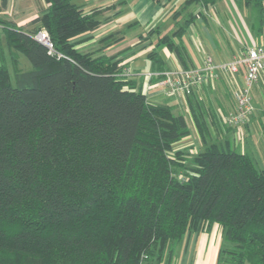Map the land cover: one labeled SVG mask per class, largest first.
<instances>
[{
    "label": "trees",
    "instance_id": "obj_1",
    "mask_svg": "<svg viewBox=\"0 0 264 264\" xmlns=\"http://www.w3.org/2000/svg\"><path fill=\"white\" fill-rule=\"evenodd\" d=\"M233 1L253 6L262 29L264 0ZM45 2L25 27L0 5V264H173L182 242L214 225L215 264H264V167L230 137L209 141L196 115L202 149L177 150L185 115L148 101L119 76L121 60L76 48L111 7ZM158 42L183 62L181 43Z\"/></svg>",
    "mask_w": 264,
    "mask_h": 264
},
{
    "label": "crops",
    "instance_id": "obj_2",
    "mask_svg": "<svg viewBox=\"0 0 264 264\" xmlns=\"http://www.w3.org/2000/svg\"><path fill=\"white\" fill-rule=\"evenodd\" d=\"M2 1L0 0V5ZM4 1L2 15L9 17L19 27H25L47 8L45 0ZM73 1L85 9L95 6L111 7L100 16V19L104 20L103 23L73 40L80 41L76 48L83 53L114 56L133 71L142 74L156 70L157 65L149 57L153 52L160 54V61L167 70L177 67H200L205 56H211L216 62H227L248 47L264 45V22L260 29L256 13L248 22L239 14L236 16L239 6L243 4L237 5L233 0H219L207 6L186 4V0ZM182 27L184 29L179 36L177 31ZM165 34L171 35L175 43L183 45L186 52L183 62L178 59L175 52L158 44L159 37ZM108 36L111 38L103 41ZM0 44L5 48L1 31ZM238 80L242 82V74L238 75ZM135 82L136 87L146 95L148 101L171 106L175 112L185 115L189 125V136L200 134L194 115L199 121L204 122L211 136L223 135L219 131L224 127L220 120L235 107L233 85L228 75H221L213 84L203 85L191 96L183 98L164 96L153 82L150 85L146 80ZM251 95H254L261 105L262 112L264 73L261 74L260 83L253 87ZM254 114L253 112L250 115L246 130L256 126L254 120L257 114ZM180 144L179 142L176 146L183 148L190 146ZM247 145L252 146V143L249 142ZM211 230L193 235L187 243L182 242L177 247L178 253L173 264H215L218 245L211 238Z\"/></svg>",
    "mask_w": 264,
    "mask_h": 264
},
{
    "label": "built area",
    "instance_id": "obj_3",
    "mask_svg": "<svg viewBox=\"0 0 264 264\" xmlns=\"http://www.w3.org/2000/svg\"><path fill=\"white\" fill-rule=\"evenodd\" d=\"M35 39L47 47L49 54L54 53L45 30L37 32ZM240 73L242 74L241 83L238 80ZM262 73H264V45L248 47L227 62H216L211 56H205L200 67H177L164 71L156 69L138 74L143 75L148 82L157 80L155 85L161 89L164 96L178 98L189 97L203 85L213 84L221 75H228L233 85L232 95L235 107L222 116V122L238 130L253 112L251 91L259 83ZM138 74H134L127 66L123 68L119 76L130 79L137 78Z\"/></svg>",
    "mask_w": 264,
    "mask_h": 264
},
{
    "label": "rangeland",
    "instance_id": "obj_4",
    "mask_svg": "<svg viewBox=\"0 0 264 264\" xmlns=\"http://www.w3.org/2000/svg\"><path fill=\"white\" fill-rule=\"evenodd\" d=\"M255 13H256V11H255V8L253 6L241 5V6H239V10L236 12V16L239 14V16H241L244 19V21L248 22V21H250L251 17L255 15ZM16 53H17L16 56L18 58H20V60H21L20 64H21L22 69H28L29 64H28L26 58L23 55H21V52H16ZM6 57H9V55H7ZM8 59L9 58H7V60ZM3 60H4L3 62L5 63L6 60L5 59H3ZM133 72H134V74L139 73V72H135V71H133ZM10 75H11V79L13 81V73L10 72ZM130 80L141 81V80H146V79L144 78L143 75L140 76L138 74L137 78H130ZM156 81L157 80L153 79V80H151L149 82L147 81V82L150 85L151 82H153L155 84ZM259 83H260V81H259ZM149 85H147V86L149 87ZM252 106H253V112L255 114H257V118L254 120L255 125H256L255 127L251 126L248 128V130H246V127L248 125V122H247L249 119L248 118L246 123L238 130L233 129V128L228 127V126L223 124L224 127H222V129L220 128L219 131L222 132V134H223V135H221L222 136L221 139H223L225 137H230L233 145L236 146V148L238 147V149H240V150H246L249 154H251L255 158L257 164L260 167H264V135H262V133H261V130H263V128H264V115L260 111L261 110L260 108H262V107H261V105H259V102L254 97V95L252 96ZM227 128L228 129L230 128V129L227 130ZM229 132L230 133L232 132V134H230ZM207 134L209 136V137L207 136L209 141L213 142L214 136H211L209 134V132ZM200 142H201L200 134H199V136H192L191 135V136H189V138L185 139L184 141H180V143H181L180 145H185V146L190 145V146L184 147V148L180 147V146L179 147L176 146V149L177 150L178 149L179 150H185V151H188L190 153L196 154L203 147L201 145L202 142L201 143ZM249 142L252 143V146L247 145ZM211 229H212L210 231L211 238L213 240H215V242L218 245L217 247H219V243H220L221 238H222V231H221L220 227L217 225H214L213 227H211ZM177 253H178V249L176 248V254Z\"/></svg>",
    "mask_w": 264,
    "mask_h": 264
}]
</instances>
